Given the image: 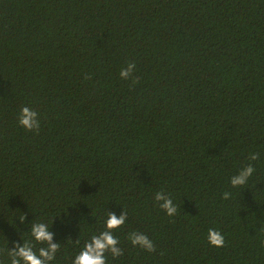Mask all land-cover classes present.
<instances>
[{
  "label": "trees",
  "instance_id": "obj_1",
  "mask_svg": "<svg viewBox=\"0 0 264 264\" xmlns=\"http://www.w3.org/2000/svg\"><path fill=\"white\" fill-rule=\"evenodd\" d=\"M108 212L106 264H264V0H0V260L42 221L71 264Z\"/></svg>",
  "mask_w": 264,
  "mask_h": 264
},
{
  "label": "clouds",
  "instance_id": "obj_2",
  "mask_svg": "<svg viewBox=\"0 0 264 264\" xmlns=\"http://www.w3.org/2000/svg\"><path fill=\"white\" fill-rule=\"evenodd\" d=\"M135 69L134 63H129L123 68L119 75L122 79L129 78ZM18 124L28 131L37 130L40 127V121L36 111L25 106L20 109ZM256 153L250 154L249 159L254 161L257 159ZM255 172V168L251 163L241 167L238 172L232 175L229 183L233 188L243 187L248 183L249 178ZM230 192H224L223 198L228 199ZM154 200L159 203V207L165 211L168 216H174L177 213V205L169 195L163 191L154 194ZM23 222L24 216L20 217ZM126 215L121 212L117 215L115 212H108L107 218L104 220V230L94 233L86 240L79 251L73 256L71 264H106V252H110L112 257L122 255V249L118 246L119 241L114 235V230L124 225ZM54 233L51 231V225L45 222H35L31 225V240L23 239V243H15L13 247L7 251V261L0 260V264H51L56 259L60 250V243L54 242ZM207 239L210 245L222 247L224 244V235L215 228L208 229ZM129 240L133 246H139L147 251H154V243L143 232H132ZM42 243L46 247H40L34 250L35 244ZM75 243L79 244V240Z\"/></svg>",
  "mask_w": 264,
  "mask_h": 264
}]
</instances>
